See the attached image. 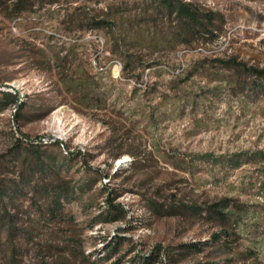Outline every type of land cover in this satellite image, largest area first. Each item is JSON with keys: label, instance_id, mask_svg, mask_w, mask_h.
<instances>
[{"label": "rangeland", "instance_id": "374dc122", "mask_svg": "<svg viewBox=\"0 0 264 264\" xmlns=\"http://www.w3.org/2000/svg\"><path fill=\"white\" fill-rule=\"evenodd\" d=\"M94 1L102 7L112 0ZM186 1L222 16L214 23L220 29L172 52L158 45L152 57L159 63L138 82L122 74L100 32L66 29L65 0L13 19L0 8V90L25 102L19 115L14 104L0 111V183L22 187L0 202L17 212L10 240L0 232V264H42L43 242L29 227L57 221L75 225L86 252L121 229L129 241L120 252L159 248L155 264H264V0ZM70 43L109 92L105 112L60 101L54 71L44 73L30 57ZM186 73V92L175 94L170 78L182 74L179 82ZM109 199L125 218L94 223ZM215 204L231 218L229 236L219 241L211 234L220 222L205 216ZM39 208H60L65 222L40 220Z\"/></svg>", "mask_w": 264, "mask_h": 264}, {"label": "trees", "instance_id": "16d2710c", "mask_svg": "<svg viewBox=\"0 0 264 264\" xmlns=\"http://www.w3.org/2000/svg\"><path fill=\"white\" fill-rule=\"evenodd\" d=\"M60 1L0 0V8L6 17L13 19L23 12L35 13L45 4L57 5ZM65 1L69 5L65 7L61 22L65 24L66 29L75 32L87 30L100 32L106 51L110 57L120 62L122 74L134 78L136 82L144 69L159 63L158 58L152 57L158 51V45L167 44L168 50L172 52L181 44H193L201 33H213L214 30L220 29L221 26L215 27V21L223 23V17L214 11L204 10L186 0H112L105 2L102 7H97L96 2L91 0H83L75 5L73 2L77 0ZM144 49L147 50V54H144L147 55L145 60L142 54ZM76 50V43H70L67 47L61 45L58 50L40 47L34 50L30 57L35 62V66L44 73L54 71L53 86L55 88L53 90L60 95V101L68 102L79 112L85 109L105 112L109 92L103 87L98 72L93 71L89 63L83 64V60L77 57ZM229 67L239 68L240 66ZM200 69L206 68L200 66ZM181 75L177 74L169 81L175 83L173 90L175 94L183 88L181 84L186 81V78L190 77V74L186 73L182 80L174 82V79ZM137 89L135 85L133 92ZM183 90L186 92L185 89ZM0 96V111L14 104L16 115H19L25 102L20 100L18 93L0 90ZM152 119H154L153 116H151ZM100 121L112 129L115 128V122L110 117L103 116ZM129 153L134 158L137 156V152ZM119 155L117 154L116 157ZM133 161L132 164L136 165V160ZM21 188L17 181L0 183V202L4 203L3 196L7 191L17 195ZM54 203L55 201H52L50 205ZM107 203L110 208L101 212L104 216L103 220L97 216L94 223L125 218L126 211L121 205L113 203L110 199ZM2 206L4 208H0V232L5 230L9 236L7 239L10 240V236L12 237L15 231L11 223L13 218L17 217V212L16 208H5L6 204ZM216 206L220 205L215 204L205 208V216L220 222V231L211 234L214 241H219L223 235L229 236L226 223L231 218L228 208H216ZM9 209L12 211L9 212ZM35 214L46 223L56 218L62 223L65 222L60 219L64 215L60 208H39ZM111 214L119 216L108 217ZM57 222L55 227L52 225L42 229L34 225L29 227L27 234H36L43 242L40 247L42 255L39 254L36 257L42 264H155L158 262L159 248L148 253H140L138 249L130 247L120 252L121 247L129 241L125 235L121 234V229L116 234L101 238L102 245L97 250L93 247L86 252L80 238L81 234L77 232L75 225L66 226V223H61L62 229L58 226L59 221ZM89 226L92 227V225ZM13 246L12 253L16 255V245ZM131 252H134L133 256H129L130 260L124 263V257Z\"/></svg>", "mask_w": 264, "mask_h": 264}]
</instances>
